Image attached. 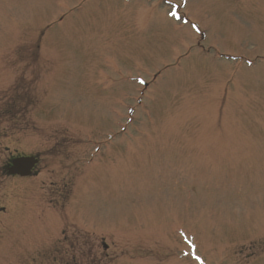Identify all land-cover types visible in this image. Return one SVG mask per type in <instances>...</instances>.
Segmentation results:
<instances>
[{
	"label": "rangeland",
	"instance_id": "obj_1",
	"mask_svg": "<svg viewBox=\"0 0 264 264\" xmlns=\"http://www.w3.org/2000/svg\"><path fill=\"white\" fill-rule=\"evenodd\" d=\"M0 264H264V0H0Z\"/></svg>",
	"mask_w": 264,
	"mask_h": 264
},
{
	"label": "water",
	"instance_id": "obj_2",
	"mask_svg": "<svg viewBox=\"0 0 264 264\" xmlns=\"http://www.w3.org/2000/svg\"><path fill=\"white\" fill-rule=\"evenodd\" d=\"M37 161L34 158H23L13 162V168L10 169V174L27 177L31 174V169Z\"/></svg>",
	"mask_w": 264,
	"mask_h": 264
}]
</instances>
